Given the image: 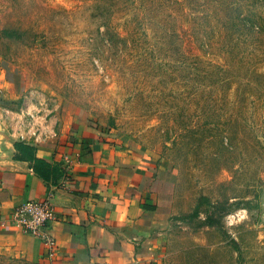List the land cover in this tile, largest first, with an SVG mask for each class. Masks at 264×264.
<instances>
[{
	"label": "rangeland",
	"instance_id": "rangeland-1",
	"mask_svg": "<svg viewBox=\"0 0 264 264\" xmlns=\"http://www.w3.org/2000/svg\"><path fill=\"white\" fill-rule=\"evenodd\" d=\"M0 115L163 171L156 264H264V0H0Z\"/></svg>",
	"mask_w": 264,
	"mask_h": 264
},
{
	"label": "crops",
	"instance_id": "crops-1",
	"mask_svg": "<svg viewBox=\"0 0 264 264\" xmlns=\"http://www.w3.org/2000/svg\"><path fill=\"white\" fill-rule=\"evenodd\" d=\"M0 115V252L44 264H156L171 228L161 170L94 133L35 138ZM16 142L52 164L49 178L17 158ZM50 197L55 217L42 236L24 232L16 210Z\"/></svg>",
	"mask_w": 264,
	"mask_h": 264
},
{
	"label": "built area",
	"instance_id": "built-area-1",
	"mask_svg": "<svg viewBox=\"0 0 264 264\" xmlns=\"http://www.w3.org/2000/svg\"><path fill=\"white\" fill-rule=\"evenodd\" d=\"M55 216L51 199L47 197L43 200L24 203L16 210L15 220L23 231L42 236L51 247H54V241L47 235L46 230Z\"/></svg>",
	"mask_w": 264,
	"mask_h": 264
},
{
	"label": "trees",
	"instance_id": "trees-1",
	"mask_svg": "<svg viewBox=\"0 0 264 264\" xmlns=\"http://www.w3.org/2000/svg\"><path fill=\"white\" fill-rule=\"evenodd\" d=\"M15 148L18 151L17 158L32 161L36 171L45 178H49L51 176L53 172L52 164L38 158L36 156L37 149L35 147L23 142H16Z\"/></svg>",
	"mask_w": 264,
	"mask_h": 264
}]
</instances>
